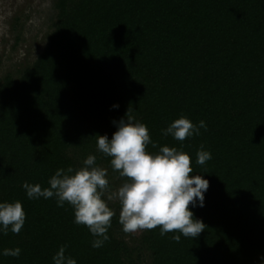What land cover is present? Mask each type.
Returning <instances> with one entry per match:
<instances>
[{
    "label": "trees",
    "instance_id": "16d2710c",
    "mask_svg": "<svg viewBox=\"0 0 264 264\" xmlns=\"http://www.w3.org/2000/svg\"><path fill=\"white\" fill-rule=\"evenodd\" d=\"M52 7L32 62L0 76V203L19 200L25 211L19 234L0 232V264H54L62 245L76 264H264V0ZM128 108L149 130L150 153L182 148L192 175L209 181L203 206L189 205L206 225L198 237L161 236L159 227L125 233L121 205L110 201L109 239L93 248L98 237L75 223L70 204L27 196L25 182L49 187L57 169L79 168L88 155L108 169L113 191L122 186L127 178L96 135L111 139ZM182 115L206 129L184 141L165 136ZM201 145L212 157L204 165L196 163ZM16 247L19 257L3 255Z\"/></svg>",
    "mask_w": 264,
    "mask_h": 264
},
{
    "label": "clouds",
    "instance_id": "9594fccd",
    "mask_svg": "<svg viewBox=\"0 0 264 264\" xmlns=\"http://www.w3.org/2000/svg\"><path fill=\"white\" fill-rule=\"evenodd\" d=\"M206 127L204 121L196 125L182 115L164 130V135L184 141L193 134L199 135V129ZM96 136L97 148L111 158L112 169L127 178L122 186L113 191L107 178L108 169L97 165L95 155H88L79 168L57 169L48 180L49 187L25 182L27 196L30 199L56 197L60 207L65 202L70 204L74 208L75 223L87 226L98 237L92 242L93 248L102 247L109 239L108 229L116 214L109 206L110 201H119L121 205L119 223L125 233L159 227L161 236L179 232L195 238L205 230L203 221L193 218L189 205H196L198 200L199 206H203L209 181L202 175H192L191 157L187 152L165 145L158 152L150 153L147 150L151 142L149 130L135 120L130 108L118 121L111 139L106 134ZM211 158V153L201 145L196 163L204 165ZM24 223L25 211L19 200L0 203V232L7 235L10 228L19 234ZM172 239L179 242L180 236ZM65 248L62 245L53 256L54 264H76L74 258L65 255ZM20 253L19 247L3 250L4 256L19 257Z\"/></svg>",
    "mask_w": 264,
    "mask_h": 264
},
{
    "label": "rangeland",
    "instance_id": "374dc122",
    "mask_svg": "<svg viewBox=\"0 0 264 264\" xmlns=\"http://www.w3.org/2000/svg\"><path fill=\"white\" fill-rule=\"evenodd\" d=\"M53 15L52 0H0V76L32 62Z\"/></svg>",
    "mask_w": 264,
    "mask_h": 264
}]
</instances>
